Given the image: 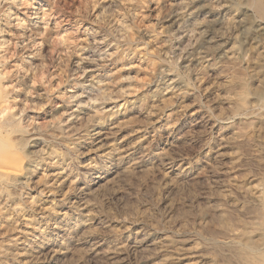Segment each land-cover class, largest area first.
<instances>
[{
  "label": "rangeland",
  "instance_id": "374dc122",
  "mask_svg": "<svg viewBox=\"0 0 264 264\" xmlns=\"http://www.w3.org/2000/svg\"><path fill=\"white\" fill-rule=\"evenodd\" d=\"M257 8L255 0H0L4 114L17 112L20 129L41 131L64 113L60 135L78 147L63 184L55 174L64 144L39 132L40 156L21 148L32 171L0 191V264H248L243 243L264 250L256 211L264 203V16ZM244 82L250 95L239 107ZM220 83L227 89H216ZM113 122L125 127L111 142L134 134L139 145L127 160L152 159L149 173L118 178L119 167L96 149L101 138L82 143L97 123ZM162 151L184 169L178 190L163 176L171 165L153 160ZM217 151L226 158L214 160ZM111 178L114 186L91 201L97 222L87 236L77 228L91 214L82 189ZM64 240L72 249L83 244L81 258L51 260ZM114 248L121 250L109 257Z\"/></svg>",
  "mask_w": 264,
  "mask_h": 264
},
{
  "label": "bare ground",
  "instance_id": "6f19581e",
  "mask_svg": "<svg viewBox=\"0 0 264 264\" xmlns=\"http://www.w3.org/2000/svg\"><path fill=\"white\" fill-rule=\"evenodd\" d=\"M255 2H256V5L258 7L257 9H259L258 12L259 13L261 12V14L264 16V6L262 4L263 3L262 0H255ZM99 13H101V12H99ZM232 20H234V19L232 18ZM116 23H117V21H116ZM127 26L128 25H126L124 21H122V22L119 23V28L124 33V36H126L128 34L127 33V28H128ZM32 31H34V29H32ZM1 44L2 43L0 42V45ZM234 49H235L234 47H231L229 49L227 48V52L232 53V51H234ZM39 55H42V54L39 53ZM91 71H93V70H91ZM2 76H3V73H0V114L1 113L4 114V110L7 107L6 104H5V101H6V94L5 93H6V91L3 89ZM92 79H93V83L99 85V89H101L102 80L100 78H98L97 76H94V75H92ZM241 86H242V93L240 92L241 94L238 96V103H239V107H244L248 103L247 97L250 95V88H249V86H248V84L246 82H244L243 85H241ZM216 87H218L216 89H219V91L220 90L227 89L224 83H220L219 86H217V84H216ZM119 90H120V88L118 89V91ZM262 92L264 93V90ZM101 94H102V97L106 101H108V100L111 99L110 92L102 91ZM69 97L70 98H73V99H76L77 98L74 94H71ZM77 101H80V100L77 99ZM112 102H114V101H111V103ZM17 114H18L17 112L7 113V114H4L2 118H0V191L5 190L9 186H17L18 184L20 185V182L21 181H24L27 178V175L32 171V170H30V164H31L30 163V155H27L24 152L22 154H20L19 151L21 150V148H23V147L26 146V147H28V150H29L28 153L29 154L35 155V156H40V154H41L40 151L34 149L36 147L37 143L40 140V138L37 137V135H38L39 132H41V134H43V135H47L52 142L60 143V144H64L65 145L66 152H64L62 154V156H61V162L62 163L59 166V170L60 171H57V173L55 174V177H56L55 180H56V182H60L61 184H63L66 181V174H65L64 169L71 162V160L68 163H66V161L70 157V153L72 151L74 152V150H78V147L77 146H74L71 143L70 144L67 143L66 138H64L62 135H60L61 130H63V127H64V122L66 121L65 116H64L65 114L62 113L61 115H59L57 118H55L56 119L55 121H53L52 123L50 122L51 123V126L49 128H46V129L41 130V131H38L37 130L38 127L36 129L35 128H31L30 130H22V129H20L19 124H18V121H17V118H16V115ZM239 114H241V113H239ZM124 127H125V125H122V124L117 123V122L111 123V125L109 127H106V125L104 123H97V125H95L92 130H90V131L87 130L86 131V133L84 134V141L82 142V143L88 144L91 139H96V136L98 138H101V141H104L105 143H102L103 146H97L96 149L102 151L103 152L102 154L110 159V162L112 163L111 164L112 166L116 165V166L119 167V169H118L119 171L117 172L118 173L117 175H118V178H123V180H124V178H130L131 179V177L136 176L135 174L138 173V172L139 173L140 172H142V173H149V171L151 169V166H152V163H153L151 161L152 159L151 160L150 159H141V160H137V161H134V162H131V161L127 160V153H128V151L131 148H135V147H137V145H139V141L138 140H135L136 138L134 139V134L129 135L128 137L127 136L124 137V138L122 137L123 139H121V141H119V142H111V139H109L110 136L116 135ZM105 128L108 130V132L102 133V130H104ZM20 131H21V133L20 134H17ZM23 132H25V133H23ZM24 134L26 135V137H25ZM228 134H229V136L230 135L232 136V133L231 134L228 133ZM140 137H142V136H140ZM182 140H183V138L182 137H179L176 140V142L178 143V142H180ZM184 142L186 143V141H184ZM182 144L183 143H181V145ZM121 147L123 148L122 150H121ZM92 148H94V147H91V149ZM118 149H120L119 152H116ZM140 149H141V147H140ZM38 152L40 153L39 155H38ZM53 152H55V151H53ZM141 157H143V156H141ZM224 158H226V153H224L222 151H217L216 157L214 158V160L217 159V161H218V159L219 160H223ZM207 159L210 160L211 159V156L210 155L207 156ZM153 160L159 161V162H165V161H167L171 165L170 168H169V171L166 172V173H164L163 176H164V178L166 180V185H167V187L170 190H178V188L180 187L179 182H181L184 179V177H183L184 169L181 166L177 165L176 160L173 159V158H171L166 151H162V152H159V153L154 154ZM88 166H92V163H89ZM209 166H211V165H209ZM109 169H107L105 171L106 173L105 172L104 173L107 174L109 172ZM144 176H146V175H144ZM116 178L117 177H115V179ZM116 181H114V178H111V179H109L106 182V185L99 187V189H97V190H93L92 189L93 187L91 188L90 185H86L82 189V193L84 194L83 196L85 197L84 198V209L86 210V212L87 211L88 212H91V214H89V215H87L85 217L82 215V217L78 220V226H77V228L84 227V229L86 231L84 233L85 235L90 236V237H91V235L93 236V232H94L93 225H94L95 222H97L96 221L97 220V217L95 216V214H93V211L95 210V208L97 206H96V204H92L91 201L95 198V196L97 194H99L100 192H103V190H105L106 188L114 186V183ZM195 183H197V182H195ZM171 206H173V204ZM4 208L5 207H3V206L0 205V218H2V216L4 215ZM256 211L259 214V218L261 220V226H262V229L264 230V203L259 204V207L256 209ZM57 223H59V222H57ZM67 225L69 226V223H67ZM225 228L228 229L229 228V225H226ZM83 232H84V230H83ZM77 238L78 237H76V239ZM78 239H81V238H78ZM79 242L82 244V241H79ZM168 243H169V241L167 239H163V241L160 242V244H168ZM69 244L67 243L66 240H64L60 244V246H58L57 248L53 247L55 249L52 248L53 250H51V253H50L51 260L52 259L53 260H59L61 257H64V256L67 257V258H64V259H68L69 262L72 261V259H75V258L78 260L79 257H80V253H83L82 249H81V251H82L81 252L78 248L81 247L83 244L80 245V246H78V247H76L77 249H74V248L72 249V247H74L76 245H73L71 247ZM129 245H131V244H129ZM242 246H243V248H242V256L244 255L245 260L248 262V264H264V250L261 249L259 246H257V244L243 243ZM91 247H93V246H91ZM97 250H99V249L97 248ZM120 250L121 249H119V248H114L113 250L109 251L107 253V255L109 257L114 256V254L115 253H118ZM94 252H92L91 255H94ZM97 253H98V251H97Z\"/></svg>",
  "mask_w": 264,
  "mask_h": 264
}]
</instances>
